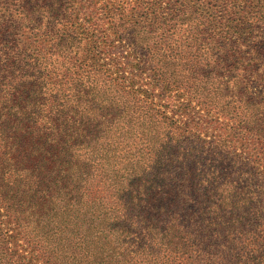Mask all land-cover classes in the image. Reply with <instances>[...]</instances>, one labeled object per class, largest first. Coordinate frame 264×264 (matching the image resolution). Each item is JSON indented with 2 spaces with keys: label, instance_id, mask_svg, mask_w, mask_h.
<instances>
[{
  "label": "trees",
  "instance_id": "obj_1",
  "mask_svg": "<svg viewBox=\"0 0 264 264\" xmlns=\"http://www.w3.org/2000/svg\"><path fill=\"white\" fill-rule=\"evenodd\" d=\"M0 264H264V0H0Z\"/></svg>",
  "mask_w": 264,
  "mask_h": 264
}]
</instances>
